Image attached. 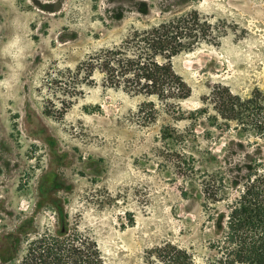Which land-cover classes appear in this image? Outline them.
I'll return each instance as SVG.
<instances>
[{
    "label": "rangeland",
    "instance_id": "obj_1",
    "mask_svg": "<svg viewBox=\"0 0 264 264\" xmlns=\"http://www.w3.org/2000/svg\"><path fill=\"white\" fill-rule=\"evenodd\" d=\"M45 1L0 0V264L57 232L91 237L104 264H171L176 250L206 264L227 200L204 198L203 173L225 169L231 199L239 160L264 157L208 100L217 85L264 90V0ZM180 17L198 38L171 58L191 89L175 112L97 65L87 76L101 51Z\"/></svg>",
    "mask_w": 264,
    "mask_h": 264
},
{
    "label": "trees",
    "instance_id": "obj_2",
    "mask_svg": "<svg viewBox=\"0 0 264 264\" xmlns=\"http://www.w3.org/2000/svg\"><path fill=\"white\" fill-rule=\"evenodd\" d=\"M194 23L188 17L154 25L140 38L125 41L124 47L101 51L88 61L87 76L97 65L105 81L128 93L156 97L171 112L178 110L176 101L188 97L189 85L172 66L171 58L196 42ZM134 47L131 51L126 47ZM215 111L216 125L224 124L239 137L254 138V146L264 148V90L255 87L248 97L217 85L208 99ZM151 116L153 109L145 111ZM243 158V157H242ZM242 177L237 180L231 199L227 188L233 183L225 169L205 172L200 180L204 198L215 203L227 202L217 220V235L213 240L215 256L206 264H264V157L240 159ZM245 167V168H244ZM244 168V169H243ZM219 212L216 213V216ZM31 243L17 264H104L97 243L91 237L55 233V243ZM183 253L176 250L171 264H191L178 261Z\"/></svg>",
    "mask_w": 264,
    "mask_h": 264
},
{
    "label": "flooded vegetation",
    "instance_id": "obj_3",
    "mask_svg": "<svg viewBox=\"0 0 264 264\" xmlns=\"http://www.w3.org/2000/svg\"><path fill=\"white\" fill-rule=\"evenodd\" d=\"M38 1H40V3H42V4L47 3V1H45V0H38ZM0 28L2 30H4V31H7V25H6V23L5 24H1L0 25Z\"/></svg>",
    "mask_w": 264,
    "mask_h": 264
}]
</instances>
